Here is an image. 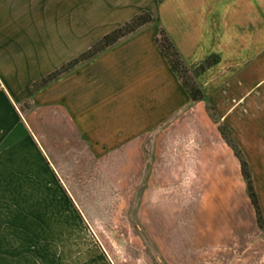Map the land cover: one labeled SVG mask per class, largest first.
Masks as SVG:
<instances>
[{
  "label": "crops",
  "instance_id": "crops-1",
  "mask_svg": "<svg viewBox=\"0 0 264 264\" xmlns=\"http://www.w3.org/2000/svg\"><path fill=\"white\" fill-rule=\"evenodd\" d=\"M70 3L0 0V249L9 252L0 263L33 264L24 250L60 232L45 217L62 200L123 212L136 199V217H154L155 264H173L184 205L197 246L189 264H264V0ZM142 11L150 23L32 90ZM159 29L190 70L217 59L196 77L202 101L189 100L161 55ZM222 128L246 164L262 227ZM144 152L150 187L173 192L159 217L155 187L137 190Z\"/></svg>",
  "mask_w": 264,
  "mask_h": 264
},
{
  "label": "rangeland",
  "instance_id": "rangeland-1",
  "mask_svg": "<svg viewBox=\"0 0 264 264\" xmlns=\"http://www.w3.org/2000/svg\"><path fill=\"white\" fill-rule=\"evenodd\" d=\"M28 1L30 4H38V1L43 4H52L53 2V0ZM94 2L95 0H61V4H90ZM144 157L146 162L138 170V173L136 172L139 181L137 190L141 189V192L145 193L142 189H154L155 187L158 204L154 205L153 211L158 210L159 217L162 216L161 210L168 208L164 203H168V198L173 192L169 190L168 182H154V186L150 187L149 153L144 152ZM124 167L125 177L132 175L131 164L125 163ZM173 185L177 186V182ZM164 188L167 190L166 193L163 192ZM139 204V200L135 199L130 202L128 209L122 212L119 208L117 212V209L114 211L112 201L98 203L62 200L60 214L55 217H45V224L59 226L60 232H45L43 247L30 248L24 250V253L27 254L30 261H33V264H155V259L160 258V255L155 249L150 248L147 232L151 227L150 223L154 222V217L149 214L150 212L143 214L144 217H136L135 211ZM141 205L143 212L147 201L142 200ZM188 210L189 207L185 205L178 207L177 210L178 222L174 224L175 238L173 244L170 245V250L167 249L172 251L173 264H189L197 253L195 240L191 241L185 237L188 227L185 215ZM138 228H141L140 232H138ZM31 235L28 234L29 237ZM19 251L22 250L14 249L13 253L16 254L13 257H20ZM0 253L9 256V252L4 249H0ZM13 259L15 261V258ZM2 260L3 262L0 264H5L4 259Z\"/></svg>",
  "mask_w": 264,
  "mask_h": 264
},
{
  "label": "trees",
  "instance_id": "trees-1",
  "mask_svg": "<svg viewBox=\"0 0 264 264\" xmlns=\"http://www.w3.org/2000/svg\"><path fill=\"white\" fill-rule=\"evenodd\" d=\"M150 22H151L150 15L145 11L140 12L139 14L135 15L133 18H131L129 21H127L123 25L117 27L116 29H114L113 31H111L110 33L102 37L99 41L93 44V46L88 51L80 55L78 58L62 66L59 70L55 71L54 73L38 81L36 84L33 85L32 90L43 86L44 84L48 83L49 81H51L58 75L72 68L76 64L93 57L94 55L98 54L104 49L115 44L118 40L128 36L129 34L134 33L135 31H137L138 29H140L141 27H143L144 25ZM155 44L157 48L159 49L161 55L164 57L165 61L167 62L168 66L170 67L172 72L175 74L176 78L179 80L189 100L193 103L202 101L204 98V95H203L201 88L196 82V77L198 73H200L207 67L213 65L217 61V59L208 58L202 65H200L197 68V70L192 71L182 61L175 46L170 41V39L167 37L163 29H159L158 35L155 38ZM220 131H221L223 139L232 148V150L234 151V154L240 160L241 172H242L243 178L246 181L248 197L254 209L257 224L259 227H262V219H261L258 201H257L256 195L254 193V190L251 184V180H250V176H249L246 164L243 161L237 147L234 145L233 141L231 140L229 133L224 128H222Z\"/></svg>",
  "mask_w": 264,
  "mask_h": 264
}]
</instances>
